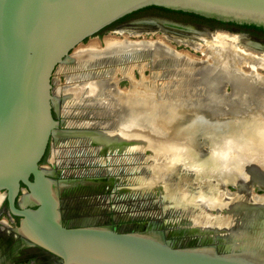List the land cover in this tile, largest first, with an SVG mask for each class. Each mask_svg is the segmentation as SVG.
Returning <instances> with one entry per match:
<instances>
[{
	"label": "water",
	"instance_id": "water-1",
	"mask_svg": "<svg viewBox=\"0 0 264 264\" xmlns=\"http://www.w3.org/2000/svg\"><path fill=\"white\" fill-rule=\"evenodd\" d=\"M151 6L193 13L221 22L253 24L264 29V0H0V195L5 196L12 214L22 217L15 230L29 244L39 246L58 257L62 264H264V144L260 147L257 141L240 144V148L238 143L233 151L235 169L243 183L234 178L233 181L228 179L220 185L223 192L230 185L235 188L233 195L242 191L247 194L248 201H241L243 207H239L245 210L247 208L251 213L244 215L242 221L235 219L229 222L201 223L189 228L187 233H181L194 236L185 241L167 240L163 233L157 231H118L110 227L89 225L84 221L71 227L65 226L61 221L63 212L60 209V192L64 184L57 181L53 172L41 164L50 138L59 125V121L53 116V74L61 65L75 61L74 50L84 45L85 40L88 41L98 31L118 19ZM182 28L191 33H200L193 27ZM218 34L238 36L226 32H208L206 35L210 38L193 41L211 46L214 36ZM173 39L178 44L183 43L177 40L185 41L183 38ZM143 43L148 45L144 46ZM143 43L139 48H146L154 41L143 40ZM250 44V40L247 42L245 38L238 36L236 42L230 46L234 53L219 51L216 53L219 57L217 59L224 60L220 63L223 66L228 65L238 55L249 57L247 54H253L260 61L263 60L264 47H252ZM184 45L189 46L186 43ZM153 46L148 48L146 55H139V58H144L152 65L164 62L163 55L168 54L166 58H170L171 55L176 57L175 53L185 54V51L177 50L173 46L172 51L164 49L161 52L156 51ZM253 48L257 50L254 51ZM189 56L200 58L190 53ZM214 58H211V63L214 62L211 71L203 69L201 72L181 62L173 63V59H169L177 67L169 69L170 65H167L166 72L169 73L165 74H173L179 70L178 76L182 77L186 71L195 80L198 77L197 72L204 79L210 75L222 76L218 73L215 65L217 59ZM237 62L234 65L237 71L252 72L264 77L253 66L252 70H247L243 68L246 63ZM259 67L264 69L262 65ZM229 86L224 82V85L218 87L219 93L224 94L223 98L226 93L230 94L235 89V86H230V91L227 92ZM190 87L189 90L196 89L194 84ZM210 90L207 83L204 92ZM212 90L216 91V87ZM170 98L172 104H175L177 97ZM223 98L218 97L209 101V104L208 101L205 103L223 108L224 112L226 103L222 102ZM203 100L204 96H186L182 113L176 115L168 112V121L165 123L182 122L183 125L178 129L162 125L164 122L158 117L159 109L151 110L148 113L149 118L147 115L140 117L141 122L137 124V136L140 140L146 137L170 138L176 147L184 140L185 148L188 144L191 149H183L181 153L189 151L197 157L183 159L178 170L182 175L195 173V178L199 173L194 170L193 162L208 164L211 163L208 156L212 152L218 155L228 152L226 145L212 144L215 140L228 142L237 138L227 137L223 130L211 134L207 128L201 126L200 123L209 120L204 119L203 115L195 118L194 112L189 108L201 105L205 109L208 106L202 105ZM237 106L245 108L247 105L241 99L237 102L233 100L230 107ZM214 110L216 109H212ZM223 112L221 118L217 119L215 114L210 122L224 124L226 120L223 116L226 115ZM132 117L134 114L129 116V121L127 117L126 121L131 123ZM256 117V120L264 123L263 113H257ZM114 122L113 120L106 127V138L118 137L117 132L120 134ZM195 123L199 126H195ZM183 131H187L185 138L181 136ZM197 137L204 139L199 146L194 141ZM204 145L206 151L201 149ZM139 146L138 143L136 147L139 149ZM168 159L173 161L172 157ZM171 162L167 165L173 172L175 167ZM173 174L163 175L159 184L168 192L166 199L175 204L179 203L175 197L179 183H171L169 178ZM138 179L141 183H148L146 178ZM151 185L149 182L147 186ZM20 191L26 195L27 202L19 203L21 209H17L15 202ZM26 205H36V208ZM204 205L206 206L202 208L209 217L212 210L216 212L213 217L232 213V209L218 204ZM196 222L190 221L189 224H198ZM165 234L168 235V232Z\"/></svg>",
	"mask_w": 264,
	"mask_h": 264
},
{
	"label": "flooded vegetation",
	"instance_id": "flooded-vegetation-1",
	"mask_svg": "<svg viewBox=\"0 0 264 264\" xmlns=\"http://www.w3.org/2000/svg\"><path fill=\"white\" fill-rule=\"evenodd\" d=\"M146 11L147 9L137 10L123 20L101 29L93 37H97L100 47L104 48L105 44L100 41L103 36L99 35L118 25V28H126L125 31L129 34L140 37L138 40H132L136 43H143V40H153L150 35L156 31H159L161 35L158 34V36L162 37L169 35L167 33H172L174 38L179 39H185V36H189L187 40L210 38L206 35L208 32H226L242 36L247 42L250 40L252 47H264V33L252 28L197 20L183 14L178 15L185 16L186 20H180L170 14L154 16L149 15ZM182 27H193L198 29L200 33H191L182 30ZM128 41L131 43V40ZM87 43L88 41L85 40L84 45ZM253 50L256 51L257 49L253 48ZM126 51L128 54L125 53ZM147 52V48H126L122 49L118 56H129L130 59L144 61L145 59L139 58V55H146ZM120 58L118 57L117 60ZM121 59L125 63L113 65V67H117L113 68L116 71L114 74L107 73L112 70L110 63L105 64L103 60H97L91 64H78L77 67L81 73L75 74L76 80H67L64 84L59 83V86L53 81V116L59 121V125L56 133L50 138L44 157L51 144L57 146L72 143L70 146L77 147L76 149L72 147L73 151H83L82 154L74 156L78 157L76 158L78 162L82 161L80 169L73 168L70 173L65 174V178H57L61 170H55L56 175L54 169L51 170L55 179L64 184L60 192V209L63 212L61 221L64 222L65 226L71 227L84 221L89 225L110 227L118 231H157L163 233L165 239L172 241L192 239L194 238L193 235H181V233H187V230L195 225L189 224L192 220L187 217L190 216L189 211L191 209H183L179 203L172 204L170 200L166 199L168 197L167 190L160 187L159 184L163 175L172 173V170L163 160L168 159L170 155H173L172 158L181 157L182 150L186 149L185 141H181L178 143L179 147H176L170 138L146 137L140 140L137 136L138 123L133 120L131 121L133 123H129L126 121L127 116H124L127 110H131L134 106H128L123 98L116 100L117 109L113 108L119 114L114 126L120 134L117 132L118 137L115 138L105 137V129L111 125L110 122H105L106 113L101 105V99L104 96L101 94L105 92V80L107 78L112 79L113 77L110 88L111 96H114L115 93L130 92L133 89L131 87L132 80L136 85L139 81L140 86L145 87L141 79L149 78L158 72L157 76L160 77V81H147L146 83V86L148 85L153 89L163 85L164 78H167V74L163 76L166 69L164 64L162 66L157 65L155 68L152 63L146 62L144 68L139 70L137 67H128L126 58ZM123 69L130 71V73L128 75L122 73ZM112 74L113 76L110 77ZM132 86L134 87V85ZM63 88L64 90H62ZM188 95L187 92L183 91L182 96H180L181 109L185 108L184 98L189 97ZM196 97L202 98V95ZM84 102L86 107L82 108L83 105L81 104ZM151 110L153 109L150 108L146 112ZM134 124L136 125L134 126ZM79 141L84 142L85 149L79 148ZM138 143L140 144L139 149L136 147ZM193 148L195 149V147ZM51 167H53L52 164ZM138 177L146 178L147 182L152 183V185L147 186L148 183H141ZM228 187L227 192L232 195L235 190L232 191ZM22 196L25 194L20 191L15 202L17 209H21L18 201ZM26 207L36 208V205H26ZM155 208L159 210L154 212L153 209ZM244 212L250 214L247 208L238 214L243 215L244 218ZM215 214V210H212L210 217ZM222 214L224 213L222 212ZM241 216L238 218H241L242 221ZM20 221H22V217L12 214L5 196L2 195L0 200V264H62L58 257L39 246L29 244L15 230ZM167 227L170 228L167 229ZM165 232H168V235Z\"/></svg>",
	"mask_w": 264,
	"mask_h": 264
},
{
	"label": "rangeland",
	"instance_id": "rangeland-1",
	"mask_svg": "<svg viewBox=\"0 0 264 264\" xmlns=\"http://www.w3.org/2000/svg\"><path fill=\"white\" fill-rule=\"evenodd\" d=\"M146 13H148L149 15H154V16H158V15H162V14H164V15L170 14L171 16L178 18L180 20L181 19L186 20L185 16L173 14V13H168V11H165L162 9H157V8H149V9H147ZM125 29L126 28L120 29V28H118V25H115V26L111 27L110 29H108L107 31H105L104 33H102V35H99V36H103V39H101L100 41H102L104 44V42H105L104 38H106V37L115 38V39H119V40H125V41L138 40L140 38V37H135V36L129 34V32H126ZM158 34L161 35V33L159 31H156L153 34L151 33L150 36L153 38V41H155L157 38L160 37V36H158ZM167 34H169V35H166V37L163 36L164 38L161 36L162 38H160L161 40H159V41L165 40L167 44H169L170 46H173L175 49L185 51V54L184 53L182 54L180 52L175 53V54H177L176 57H174V56L170 57L169 56L170 58H166L168 56L163 55L165 61L162 63L154 64L153 66H155V68H157V65L162 66V64H164L166 67H167V65H171L172 68H175V67H177V65L173 64V63H179V61H180L181 63L184 62L183 64L185 66H189L192 69L193 68L197 69L198 72H201L203 69L205 71L206 70L211 71V67H213V63H214V62H212V64H211V61L214 57L217 56L216 53L219 51H222V50L224 52L226 51L223 46H221V47L218 46V43L221 44L219 41L214 42V43L212 42L213 44H211V46H209V45L204 44L203 42H198V41H193V40L191 41L188 39L186 41H188L190 43H189V46H187V45H183L184 43L183 44L176 43V41L173 39L172 33H167ZM228 36H229V38H233L232 35H228ZM94 38L97 39V37H92L91 39H94ZM149 40H151V39H149ZM227 41L230 42L229 40H226V38L223 40V42H225V43ZM145 44H147V43H145ZM154 46H153V48H154ZM149 47H150V45L147 46L146 48L148 49ZM221 48H223V49H221ZM155 50L157 51L158 49L155 48ZM223 51L221 53H223ZM186 52H189L192 55L200 56V58H196V59L192 58L189 56V53L186 54ZM125 53H127V51ZM201 53L203 54V56H201L202 55ZM229 53H234V50L232 49L231 51H229ZM248 55H249V57L246 55L244 57L238 55L236 59H233L231 62H229L228 65L225 64V66L220 64L224 60L217 59V58H219L218 56L216 58H214V59H217L216 60L217 63L215 65H217V68L219 69V70L217 69L219 71L218 73H220L222 76L210 75L204 79L197 72L196 77L197 76L198 77H197V80H195L194 79L195 77L187 74L186 71H185V76H182V77L178 76V73L167 74V78L166 77L164 78L165 81H164L163 85L159 86V88H157V86H156L153 89L151 87H149L148 85L146 86V83H147V81L148 82L160 81L161 80L160 77L157 76L158 72L149 78L145 77V78L141 79V82L143 84H145V87H140L139 81L137 82V85H139V86H137L133 80L131 81V83H132V85H134V87L138 88L139 90H140V88H142L143 93L149 92L150 94H152V102H155V103L159 102L162 104V106L164 105L163 107H161L162 109L159 108L160 110L158 111V113H159L158 117L162 116L161 119H164V120H162V121H164V124H162L164 126L168 125L167 123H165L168 121V119H166L168 112L175 113L176 115H179L180 113H182V111H181L182 109H178L177 106H179V108H181V97L180 96H182L183 91L187 92V94H189V96H191V95H193V96H198V95L201 96L202 95L203 96V94L205 93L204 94V100L201 101V103H202V105H206L205 102H207V101L209 104L210 103L209 101H214L218 97H221V98L224 97V94L219 93V91H218L219 90L218 87H221L222 85H224V82H227L230 86H235V89L232 90L230 94L226 93L225 98H223L224 100L222 102L226 103L224 112L222 111L223 108L222 109L220 107L217 108V106H215V105H213V106L209 105L210 107L208 105H206L208 107H206L205 109L201 105H196L194 108H192L193 109L192 111L195 114V118L197 117V119H198V117L200 115H203L204 119L209 120V122H207V123H206V121H204L203 123H200L196 120H195V122L200 123L201 126H203L204 128H207L211 132V134H213L215 131L223 130V131H225V133H227V135L229 134L227 137H229V136H231L233 138L237 137L236 139H233L234 141L230 140V141L226 142V141H222V140L221 141L215 140V143L214 142L212 143L214 145L215 144L226 145L228 148V152L224 155H218L217 153L212 152L208 156V159L211 160V163H208L209 165L208 164L200 165L196 161L193 162L194 170H196L199 173L197 178H195V173L182 175L180 173V171L178 170V165H179V163H181V161L183 159H189V158L197 157L196 155L194 156V154L190 153L189 151H186V153L182 154L181 155L182 158L180 156L173 157L172 162L168 161L169 159L163 160V162H165L167 164H170V162H171V165H173L175 167L173 172H172L174 174L169 179L171 180V183L173 185L175 183H179V188H178V184L176 186V188H178V192H176V195H175V197L178 198L177 202L181 203L183 209H185V208L188 210L191 209L189 211L190 216H187V217H189L192 221H197L196 223H198V224L192 225L191 228L195 227L196 225H200L201 223H203V221H210L211 224L214 223V221L215 222L216 221H228L229 222V221H234L235 219H238L235 221H241V218L237 217L238 216L237 214L241 213V211H243V209H240V207H243V205H242L243 203H241V201H248L247 194L244 191L237 193V194H234V195L232 194L233 195L232 196L226 190H225V192H223L221 190V187H220L221 183L223 181H228V179H229V181H233V179L236 178L237 182L243 183L241 177L238 176L237 169H235L236 163L234 162V155H233V153H234L233 151L237 147L238 143H239V148H240V144H246V143L250 144L252 141H254V139H255L254 142H256L258 139L257 145L259 144L260 147H261V145L264 144V133H263L264 132V123H262L260 120H258L259 122L256 120V118H257L256 113H263L264 114V77L256 75L252 72H248V73L239 72L236 70V68L234 66V65L238 64V62H237V60H238V61H240V63H246L247 64L245 66L243 65L244 69L252 70L251 66H253L255 69H257V71L262 73V75L264 76V69H261L259 67L261 65L264 66V59L260 61L256 55H253V54L252 55L248 54ZM185 56H187V57H185ZM207 56L209 57L208 59H207ZM117 57H118V55L116 53L115 56L113 57L114 59H116V61L110 63L111 68H117V67H113V65H117L119 63H121V64L125 63L124 60H122L121 58L127 59L126 65L128 67L129 66L130 67H137L139 70L144 68L145 63H146V60L142 61V60H138V59L136 60L134 58L130 59L129 56H124V57L119 56V58L121 57L120 60H117ZM183 58L186 61H184ZM244 58L246 60L247 59L248 60L246 61ZM169 59H173V63ZM167 60H169V61H167ZM104 63L109 64V62H104ZM147 63H149V62L147 61ZM207 65H209V66H207ZM61 66L62 67L57 68L53 74V81H54V83L57 84V86L60 85L59 83L64 84L65 82H67V80H70V79L76 80L77 77L75 76V74L81 73L79 67H77L76 64L74 65L73 62L66 63V64L61 65ZM106 66L109 67V65H106ZM171 67H169V69H171ZM109 72H111L113 74L116 73V71H114L113 69L111 71H108L107 73L109 74ZM128 72L130 73V71H128ZM176 72L180 73V71H178V70H176ZM165 73H169V72H166V69H165L163 76L165 75ZM113 74L110 77H112ZM107 77H109V76H107ZM112 80H113V77H112ZM110 81H111V79H109V78H107L105 80L106 84L108 83L107 85L110 84ZM254 82H255V84H254ZM207 83L211 87V90L208 92H204L206 89L205 84H207ZM184 84H186V85H184ZM192 84H194L196 86V89L189 90V89H191L190 85H192ZM249 84H250V86H249ZM107 85H105V88L107 87ZM121 85H123V84H121ZM132 85H131V87H132ZM203 85H205V86H203ZM218 85H220V86H218ZM230 86L227 88L226 91H230ZM176 87H178V88H176ZM203 87H204V90H203ZM213 87H216V91L212 90ZM62 90H64V88ZM142 90H140V91H142ZM121 93L125 94V95L127 94V93H123V92H121ZM101 95H104L102 97V99L99 97L98 98L101 99V105L103 106L102 109H105L104 110V112L106 113L105 114V117H106L105 122H110V124H112L113 120L116 122V118L119 116V114H117L116 106H115L116 109L114 110L113 109L114 107L110 106L109 102H110V100L111 101L113 100L112 102H115L118 98H116L117 96H111L110 95V88H108V89L106 88L105 92L102 93ZM172 96L177 97L176 104H172V102H171L172 98H170ZM178 97H180V98H178ZM238 99H241L242 101L244 100L245 104L247 106L245 108L238 107V106L231 108L230 106H232V101L234 100V102H237ZM178 100L180 102H178ZM81 105H83V106H81L82 108L86 107L85 102H84V104H81ZM169 105H171L170 108H169ZM209 108L216 109V110L212 111V109H209ZM111 109H113V110H111ZM169 109L171 111H168ZM81 110H83V109H81ZM140 110L144 111V108H142ZM206 110L211 111V112H207ZM221 112H223V114L226 115V116L222 115L223 119L226 120V122L224 124L215 123L213 121L210 122L212 117L215 114H216L217 119L221 118ZM148 113L149 112H146V113H144V115H147V117H148V115H149ZM144 115L141 114L139 117H142ZM151 116H152V114H151ZM236 118H238V119H236ZM165 120H167V121H165ZM255 120L257 123H255ZM181 124L183 125L182 122L181 123L180 122H174V123H171L169 125L177 127V129H178L182 126ZM195 126H199V124L195 123ZM211 126H214V127H211ZM242 128H244V129H242ZM252 129H254V130L252 131ZM243 130H245V131H243ZM170 132L173 133L172 131H170ZM252 132H253V134H252ZM244 133H246V134H244ZM186 134H187V131H183L181 133L182 138H185ZM251 136H253V137H251ZM194 141H195V144L197 146H199V144L203 143L204 139L201 137H197L196 139H194ZM231 141H233V142H231ZM83 143L84 142L79 141L78 145H79L80 149H81V147H82V149L86 148V146L83 145ZM70 144H72V143H70ZM70 144H68V145L63 144V145H57V146L51 144L50 148L48 149L46 156L44 157L43 161L41 162V164H42V166H44V168H47L50 171L52 169H54L55 175H56L55 170H61V173L57 177L58 179L65 178V174H68V172L70 173V171L73 168L80 169V167L82 165V161L78 162L76 160V158H78V157H74V156L82 154L83 151L82 150L73 151V148L76 149L77 147H73L72 145L70 146ZM186 145H187L186 149H190V146L188 144H186ZM201 149H202V151H204V150L206 151V146L204 145L203 148L201 147ZM201 149H200V151H201ZM74 154H76V155H74ZM172 156L173 155H170L169 157H172ZM71 157H73V158H71ZM212 161H214V162H212ZM222 162L225 164L223 165ZM51 164L53 167H51ZM76 165H77V167H75ZM206 165H208V167H206V169L202 170ZM243 165H245V164H243ZM228 188H230V190H232V191L235 190V188L233 186H230V185ZM203 195H205L206 197H203ZM195 196H196V199L194 198ZM194 199H195V201H194ZM221 199H223V200H221ZM198 203H201V204H198ZM205 203H207V206L218 204L224 208L228 207L230 210L232 209V213L223 215L222 217H213V216H212L213 218L209 217L205 214V212H204L205 209L202 208V206H206V205H204ZM175 204H178V203H175ZM156 210H159V209H157V208L153 209L154 212ZM244 215H247V213L244 212ZM169 228L170 227H167V229H169Z\"/></svg>",
	"mask_w": 264,
	"mask_h": 264
},
{
	"label": "bare ground",
	"instance_id": "bare-ground-1",
	"mask_svg": "<svg viewBox=\"0 0 264 264\" xmlns=\"http://www.w3.org/2000/svg\"><path fill=\"white\" fill-rule=\"evenodd\" d=\"M233 38H229V36H224V35H215L214 36V39H213V42H220L221 44H219L218 43V46H223L224 48H225V50L226 51H231L232 49H231V43H234V42H236V40H237V37L238 36H232ZM125 38V37H124ZM160 38H162L161 36L159 37V38H157L155 41H154V43L152 44V43H150V46L151 45H155L154 47L155 48H157L159 51H163L164 49L165 50H167V51H172V49H171V46L169 45V44H167L166 43V41L164 40H162V41H159V40H161ZM226 38V40H229L230 42H223V40ZM175 39H179V38H175ZM185 41H183V40H177V41H179L180 43H186V44H189L190 42H188V41H186L187 40V38H185L184 39ZM105 45L103 46L104 48H101L100 47V45H99V42H98V40L97 39H90L89 41H88V43L87 44H85V45H80L79 47H77L75 50H74V53H73V56H76L75 57V61H73V63H75L77 66H78V64L79 65H81V64H83V63H86V64H88V63H90L91 64V62H93V61H101V60H103L104 62H109V63H111V62H115V60L116 59H114L113 57L115 56V54L117 53V55H119L118 53H120V51L122 50V49H126V48H138L139 47V45H142L141 43H136V42H134V41H130L131 43H129V41H125V40H119V39H115V38H110V37H107V38H105ZM133 42V43H132ZM148 44V43H147ZM206 44V43H205ZM138 45V46H137ZM143 45L145 46L146 44L145 43H143ZM192 45V44H191ZM221 49H223V48H221ZM231 49V50H230ZM210 51V50H209ZM167 54V53H166ZM183 54V53H182ZM171 55V54H170ZM248 55V54H247ZM121 56V55H120ZM165 56V55H164ZM167 56H168V54H167ZM119 57V56H118ZM117 57V58H118ZM170 57H172V55L170 56ZM178 57V56H177ZM185 57H187V56H185ZM212 57V56H211ZM205 58V57H204ZM209 58V57H208ZM184 59V58H183ZM182 59V60H183ZM245 59V58H244ZM246 60V59H245ZM248 60V59H247ZM246 60V61H247ZM251 60V59H250ZM253 60V59H252ZM167 61H169V60H167ZM184 61H186L185 59H184ZM180 62V61H179ZM219 62V61H218ZM100 63V62H99ZM184 63V62H183ZM74 64V65H75ZM98 64V63H97ZM102 64H104V63H102ZM168 64V63H167ZM170 64V63H169ZM212 64V63H211ZM176 66V65H175ZM207 66H209V65H207ZM170 67H171V65H170ZM194 67V66H193ZM217 67V66H216ZM113 69V68H112ZM121 69V68H120ZM194 69V68H193ZM124 70V69H123ZM219 70V69H218ZM179 71V70H178ZM227 71V70H226ZM231 71V70H230ZM77 72V71H76ZM122 73H124V74H127L128 75V70L126 71V70H124V71H122ZM121 73V74H122ZM177 73V72H176ZM223 73V72H222ZM233 73V72H232ZM73 76V75H72ZM75 77V76H74ZM173 79V78H172ZM176 79V78H175ZM219 80V79H218ZM229 80V79H228ZM178 81V80H177ZM107 82V81H106ZM106 82H105V85H107L106 84ZM112 79H111V81H110V84L109 85H107V89L108 88H111L112 87ZM179 82V81H178ZM172 83V82H171ZM132 84V83H131ZM236 84V83H235ZM254 84H255V82H254ZM183 85V84H182ZM184 85H186V84H184ZM206 85V84H205ZM204 85V86H205ZM188 86V85H187ZM249 86H250V84H249ZM91 87H94V86H91ZM141 87V86H140ZM239 87V86H238ZM132 90L130 91V92H127V94L126 95H124V94H120V93H115L114 91H112L113 93H115L114 94V96H117L116 98H118L117 100H120V98H123L124 100H125V103L129 106H131V107H133V108H131V110H127V113H125L126 115L125 116H127L128 117V121H129V116H131V115H133V113H134V117H133V120L134 121H136L138 124H140V115L142 114V115H144V113L142 112V111H140V109H142V108H144V111H145V109L146 110H150V108H152V109H162L161 107H163L162 106V104L161 103H159V102H152V94H150L149 92H142V91H140L138 88H136V87H133L132 86ZM176 88H178V87H176ZM187 88V87H186ZM256 88V87H255ZM93 89V88H92ZM183 89V88H182ZM254 89V88H253ZM94 90V89H93ZM251 90V89H250ZM133 91V92H132ZM195 91V90H194ZM255 91V90H254ZM123 96V97H122ZM233 99V98H232ZM110 100V99H109ZM130 100V101H129ZM211 100V99H210ZM113 101V100H112ZM111 100H110V102H109V105L110 106H112V107H115V102H112ZM167 101V100H166ZM165 101V102H166ZM244 101V100H243ZM245 102V101H244ZM168 103V102H167ZM169 104V103H168ZM175 104H176V102H175ZM152 105V106H151ZM178 105V104H177ZM137 107V108H136ZM171 107V105H169V108ZM175 107V106H174ZM136 108V109H135ZM177 108L178 109H181V108H179V106H177ZM159 109V110H160ZM254 110V109H253ZM182 111V110H181ZM223 111V110H222ZM225 111V110H224ZM259 111V110H258ZM257 111V112H258ZM167 112V111H166ZM257 114V113H256ZM160 118H162V116H160ZM167 119V118H166ZM236 119H238V118H236ZM162 120H164V119H162ZM165 121H167V120H165ZM235 121V120H234ZM258 121V120H257ZM261 121V120H260ZM164 122V121H163ZM259 122V121H258ZM262 122V121H261ZM124 123V122H123ZM131 123H133V122H131ZM207 123V122H206ZM239 123V122H238ZM263 123V122H262ZM136 124H134V126H135ZM169 125V124H168ZM182 125V124H181ZM133 126V125H132ZM164 126V125H163ZM177 126V125H176ZM180 126V125H179ZM210 126V125H209ZM258 126V125H257ZM211 127H214V126H211ZM227 128V127H226ZM242 129H244V128H242ZM131 130H133V129H131ZM135 130H136V128H135ZM225 130V129H224ZM234 130V129H233ZM254 129H252V131H253ZM260 130V129H259ZM137 131V130H136ZM243 131H245V130H243ZM256 131V130H255ZM258 131V130H257ZM236 132V131H235ZM260 132V131H259ZM238 133V132H237ZM256 133V132H255ZM264 133V132H263ZM239 134V133H238ZM244 134H246V133H244ZM249 134V133H248ZM252 134H253V132H252ZM261 134V133H260ZM229 135V134H228ZM242 135V134H241ZM259 136V135H258ZM251 137H253V136H251ZM234 141V140H233ZM233 141H231V142H233ZM254 141H255V139H254ZM257 141H258V139H257ZM232 156V155H231ZM200 164V163H199ZM190 176V175H189ZM201 177V176H200ZM194 178V177H193ZM206 180V179H205ZM204 185V184H203ZM0 200H1V195H0ZM23 202H24V204H25V202H27V198H26V195L25 196H22L20 199H19V203L20 204H23ZM260 208H262V206L260 205L259 206ZM248 213H251V212H248ZM248 215V214H247ZM206 222H209V224H211V222L210 221H203V223H206ZM217 222V221H216ZM87 223V222H86ZM218 223H220V222H218Z\"/></svg>",
	"mask_w": 264,
	"mask_h": 264
},
{
	"label": "trees",
	"instance_id": "trees-1",
	"mask_svg": "<svg viewBox=\"0 0 264 264\" xmlns=\"http://www.w3.org/2000/svg\"><path fill=\"white\" fill-rule=\"evenodd\" d=\"M149 8H157V9H162V10H165V11H168V12H173V13H177V14L188 15V16H191V17L197 19V20H203V21H207V22H211L212 21V22H217L219 24H228V25H236V26H240V27L252 28L255 31H260V32L264 33V29L261 26H256V25H253V24H237V23H233V22H221V21H217V20L205 18V17H202L200 15L193 14V13H184V12H181V11H173V10H169V9H166V8H163V7H154V6H151V7L142 8L140 10H145V9H149ZM131 14H129V15H131ZM129 15H126V16L118 19L117 21H115L112 24H115L118 21L123 20L124 18H126ZM112 24H110V25H112Z\"/></svg>",
	"mask_w": 264,
	"mask_h": 264
}]
</instances>
